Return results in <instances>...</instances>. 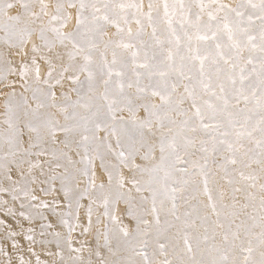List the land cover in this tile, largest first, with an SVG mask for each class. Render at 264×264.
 I'll list each match as a JSON object with an SVG mask.
<instances>
[{
    "label": "rangeland",
    "instance_id": "374dc122",
    "mask_svg": "<svg viewBox=\"0 0 264 264\" xmlns=\"http://www.w3.org/2000/svg\"><path fill=\"white\" fill-rule=\"evenodd\" d=\"M0 264H264V0H0Z\"/></svg>",
    "mask_w": 264,
    "mask_h": 264
}]
</instances>
